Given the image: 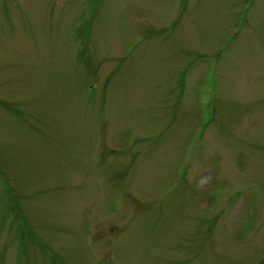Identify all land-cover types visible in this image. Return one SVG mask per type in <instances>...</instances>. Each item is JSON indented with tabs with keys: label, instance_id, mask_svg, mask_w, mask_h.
<instances>
[{
	"label": "rangeland",
	"instance_id": "obj_1",
	"mask_svg": "<svg viewBox=\"0 0 264 264\" xmlns=\"http://www.w3.org/2000/svg\"><path fill=\"white\" fill-rule=\"evenodd\" d=\"M0 264H264V0H0Z\"/></svg>",
	"mask_w": 264,
	"mask_h": 264
}]
</instances>
